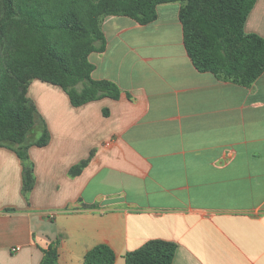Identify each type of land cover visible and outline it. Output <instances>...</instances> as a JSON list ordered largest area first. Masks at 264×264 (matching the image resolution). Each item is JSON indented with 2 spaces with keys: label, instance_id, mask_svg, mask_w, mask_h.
Listing matches in <instances>:
<instances>
[{
  "label": "crops",
  "instance_id": "obj_1",
  "mask_svg": "<svg viewBox=\"0 0 264 264\" xmlns=\"http://www.w3.org/2000/svg\"><path fill=\"white\" fill-rule=\"evenodd\" d=\"M180 9L162 4L148 25L105 19V49L89 60L118 100L75 108L32 82L51 138L28 151L26 194L22 161L0 148V264H41L54 243L58 264L102 244L126 264L153 240L177 245L173 264H264V72L249 87L199 72ZM245 32L264 38V0Z\"/></svg>",
  "mask_w": 264,
  "mask_h": 264
},
{
  "label": "trees",
  "instance_id": "obj_2",
  "mask_svg": "<svg viewBox=\"0 0 264 264\" xmlns=\"http://www.w3.org/2000/svg\"><path fill=\"white\" fill-rule=\"evenodd\" d=\"M257 0H0V148L23 164V192L35 187L31 147H45L50 132L29 97L33 81L62 89L73 107L104 98L118 100L119 87L94 80L89 57L106 46L107 17L125 16L141 25L158 18L162 4L180 3L187 53L201 73L244 87L264 72V38L247 34L245 24ZM86 163L74 168L78 174ZM177 245L153 240L126 255V264H173ZM41 264H58V243L43 250ZM105 244L88 251L84 264H115Z\"/></svg>",
  "mask_w": 264,
  "mask_h": 264
},
{
  "label": "built area",
  "instance_id": "obj_3",
  "mask_svg": "<svg viewBox=\"0 0 264 264\" xmlns=\"http://www.w3.org/2000/svg\"><path fill=\"white\" fill-rule=\"evenodd\" d=\"M20 250V248L19 247H17V248H15V249H13V251L14 252H17V251H19Z\"/></svg>",
  "mask_w": 264,
  "mask_h": 264
},
{
  "label": "rangeland",
  "instance_id": "obj_4",
  "mask_svg": "<svg viewBox=\"0 0 264 264\" xmlns=\"http://www.w3.org/2000/svg\"><path fill=\"white\" fill-rule=\"evenodd\" d=\"M108 18V17H107ZM107 18H105V19H107ZM105 21V20H104ZM104 21H103V23H104ZM32 99H34V94H32V97H31Z\"/></svg>",
  "mask_w": 264,
  "mask_h": 264
}]
</instances>
